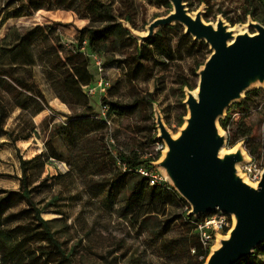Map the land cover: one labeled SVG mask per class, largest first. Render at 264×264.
<instances>
[{"label": "rangeland", "instance_id": "1", "mask_svg": "<svg viewBox=\"0 0 264 264\" xmlns=\"http://www.w3.org/2000/svg\"><path fill=\"white\" fill-rule=\"evenodd\" d=\"M103 1L110 3L119 19L123 17L120 20L127 28L141 33L147 31L155 18L173 10L169 0L160 3ZM185 1L192 14L203 9L204 19L209 23L216 24L222 16L231 28L251 33L256 30L248 25L250 18L264 25V6L258 0H250V6L245 0ZM251 10L258 14V19L246 14ZM126 15L131 17L130 21L124 19ZM88 23L89 19L80 18L74 10L39 9L29 16L10 18L0 27V44L14 28L25 30L40 24L53 25L55 30L46 42L38 39L31 47L36 59L34 65L21 64L16 68V74L35 83L44 93L46 102L39 99L43 111L34 114L35 102L27 98L28 92L21 99L26 107L17 106L15 91L0 81L3 127L0 129V189H18L23 176L21 160L42 154L38 162L45 161L44 168L38 163L28 166L31 167L28 170L30 187L35 188L34 200L43 209V216L50 220L54 237L71 254L72 264H201L203 258L196 259L193 252L189 254L180 240L184 227L181 218L191 205L186 200L188 206L182 201L165 204L162 212L145 215L147 204L143 211L139 210L129 198L128 187L121 182H110L114 168L103 155L135 151L156 158L159 135L156 108L171 132L178 134L180 117L185 112L188 115L186 88L184 94L180 90L181 78L186 75L198 83V65L210 56L212 49L207 42L187 35L197 43L190 48L182 24H178L176 31L167 28L169 25L163 26L156 33L167 32L166 40L172 45L175 60L157 55L144 61L145 66L135 68L130 55L143 46L136 38L118 46L107 43L99 53L93 46L100 41L89 44L86 39ZM55 44L61 45V54H74L73 50L82 52L79 58H71L66 67L75 72L76 67L82 66L77 81L61 84L62 72L66 69H50L37 58L43 47ZM8 51L2 54L4 63L15 61ZM46 52L48 56L49 51ZM109 57L114 61H108ZM20 58L24 63L25 56ZM86 58L89 63L83 66ZM101 80L108 83L100 86ZM246 96L249 97L248 111H232L229 118L227 111L219 126L228 138L232 136L236 141L235 145L227 144V150L238 145L244 147L248 161L239 172L252 184L253 174L264 170V86L246 92ZM142 97L149 102L140 104L129 116H109L108 106L103 104L105 98L132 104ZM88 109L93 110L92 129L81 139L77 135V118ZM85 128L88 130V123ZM252 128L255 135H241L244 131L251 132ZM25 206L21 203L12 211ZM203 217H197L199 222ZM225 235L217 237L211 251ZM237 264H264V247L255 249Z\"/></svg>", "mask_w": 264, "mask_h": 264}, {"label": "trees", "instance_id": "2", "mask_svg": "<svg viewBox=\"0 0 264 264\" xmlns=\"http://www.w3.org/2000/svg\"><path fill=\"white\" fill-rule=\"evenodd\" d=\"M157 2H163L164 0H155ZM264 6V0H258ZM252 2V1H251ZM250 0H245V4H252ZM39 9L53 10L64 9L74 10L80 18L89 19L87 25L86 39L89 44H94L100 41L99 44H95L93 47L95 51L101 53L107 43H111L118 46L120 43L135 38L132 36L130 30L125 26L124 22L120 19L123 18L115 15L110 3L103 0H0V27L13 17L29 16L35 13ZM246 14H251L256 20L259 18L258 14L251 10ZM126 21H130L131 17L126 15L124 17ZM60 24V23H59ZM167 28L171 31H176L178 24L169 25ZM53 25H36L32 28L25 30H19L14 28L9 34L2 40L0 44V81L5 82L8 86L12 87L15 91V102L17 106L26 107L24 102H21L24 93H30V96H26L28 99L35 102L34 114H38L44 110L41 106L39 99L46 102V97L41 89L33 82L26 80L24 77L16 74V68L22 64L34 65L36 59L31 47L38 40L47 41L49 34L53 33ZM167 32L159 30L155 36L147 40L143 46L137 49V52L130 55L131 62L134 63L135 68L145 66L144 61L154 59L159 55L168 60H175L173 48L170 41L166 40ZM184 38L188 40L190 48H194L197 43L192 41L187 34ZM61 45H50L48 48L43 47L40 50L39 56L41 62H44L50 69L56 68L59 70L66 69L68 61L71 58H79L81 51L73 50L69 54L60 53ZM9 50V54L12 55L14 62L4 63L2 61V54L4 50ZM46 51H49L48 56ZM22 55L25 56V62L22 63L18 59H21ZM112 58L109 57L108 61ZM207 58L198 65L200 69ZM88 59H85L83 66H87ZM125 66V65H124ZM82 67V66H80ZM80 67L75 68L74 71L64 70L62 72L63 83H73L77 81L80 75ZM126 67V66H125ZM129 70V69H128ZM134 70V69H133ZM9 79L11 82L5 80ZM181 93L184 88L190 90L195 89L198 86L197 82L190 80V77L183 76L181 78ZM8 92L13 91L6 88ZM63 97V96H62ZM64 99V98H63ZM249 97L246 96L241 102L234 103L227 111L228 118L232 111H248L249 106L247 104ZM149 100L146 97H142L139 100L134 101L132 104L120 102L118 100L103 99V104L108 106V115H121L129 116L133 114L140 104H146ZM92 109H88L84 114L79 115L77 118V135L82 139L89 129H92L91 115ZM185 112L180 117L178 125L181 128L186 118ZM89 128H85L86 123ZM0 129H3L0 124ZM243 137L248 135H255L254 128L250 131H244L241 134ZM157 141V140H156ZM236 141L232 136L228 138V145H235ZM253 155V152L251 151ZM42 157V154H37L29 160H21L23 167V176L20 178V187L18 189H0V264H72L71 254L66 251L62 243L54 237L50 220L43 216V209H41L37 202L34 200L33 192L34 187L31 188L28 176V170L31 167L29 165L38 163L41 168H44L45 161L38 160ZM55 157V156H53ZM106 161H110L114 173L110 176V182H121L122 185L128 187L129 198L131 202L137 204L139 210L145 209V204L148 208L145 211V215H154L162 212V207L165 204H174L175 202L184 203L188 206L185 199L178 193L175 188L168 189L159 186L150 185L149 179L135 171H124L118 164L121 162L126 164L127 168H139L147 167L154 168L156 165L152 161L160 158V155H156V158L145 157L142 153L135 151L131 152H113L103 155ZM103 160V163L105 162ZM111 171V166H110ZM21 203H25V207H21L18 211H12L14 207H17ZM142 210V211H143ZM164 210V209H163ZM190 208L182 215V222L184 223L182 235L180 240L183 242L186 251L190 254L193 252V256L196 259L203 258L201 264H205L207 257L211 253V248L204 249L200 239V233L197 231V224L199 218L189 214ZM264 247V242L257 248ZM256 248V249H257ZM194 250V251H193Z\"/></svg>", "mask_w": 264, "mask_h": 264}, {"label": "water", "instance_id": "3", "mask_svg": "<svg viewBox=\"0 0 264 264\" xmlns=\"http://www.w3.org/2000/svg\"><path fill=\"white\" fill-rule=\"evenodd\" d=\"M169 1L171 12L150 22L145 33L128 28L132 36L144 44L158 28L182 24L185 34L207 42L212 53L198 71L197 88H186L188 115L178 134L156 108L158 138L167 149L155 165L191 205L190 215L221 211L234 216L228 236L220 238L205 264H237L264 242V170L256 185L241 176L238 165L248 155L242 145L227 150L219 120L246 92L264 86V25L250 18L256 32L237 31L222 16L209 23L203 9L192 14L185 0Z\"/></svg>", "mask_w": 264, "mask_h": 264}, {"label": "built area", "instance_id": "4", "mask_svg": "<svg viewBox=\"0 0 264 264\" xmlns=\"http://www.w3.org/2000/svg\"><path fill=\"white\" fill-rule=\"evenodd\" d=\"M97 63L101 65L100 61H98ZM106 83L108 82L101 80L99 82V85L102 86ZM107 110L108 108H106V111ZM108 122L110 123L109 120ZM109 141L114 143L113 138H110ZM155 149V155H160L161 159L165 150L167 149V144L163 140H160L158 138L155 144ZM118 164L124 171H135L147 177L149 179L150 185L152 186H159L168 189L174 188L166 173L160 167L155 166L154 168H147L143 166L136 169H128L126 164H123L121 162H118ZM262 173L263 171L253 174V185H256L261 180ZM234 221L235 219L233 215L225 214L221 211H215L212 214L204 215L203 219L197 224V231L200 233V239L203 248L208 249L210 247L212 249L217 237L219 235L221 236L222 233L226 234L227 232H229L234 225Z\"/></svg>", "mask_w": 264, "mask_h": 264}, {"label": "bare ground", "instance_id": "5", "mask_svg": "<svg viewBox=\"0 0 264 264\" xmlns=\"http://www.w3.org/2000/svg\"><path fill=\"white\" fill-rule=\"evenodd\" d=\"M237 31H240V28H238ZM246 163H242V164H239L238 165L239 171H241L242 166H244V164H246ZM228 234H229V232H227L225 236H228ZM219 245H220V240H217L216 245H215V248H217Z\"/></svg>", "mask_w": 264, "mask_h": 264}]
</instances>
